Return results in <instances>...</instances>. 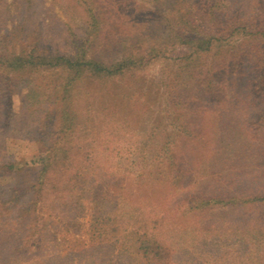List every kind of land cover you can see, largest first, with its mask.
Segmentation results:
<instances>
[{"label": "rangeland", "instance_id": "374dc122", "mask_svg": "<svg viewBox=\"0 0 264 264\" xmlns=\"http://www.w3.org/2000/svg\"><path fill=\"white\" fill-rule=\"evenodd\" d=\"M5 1L11 4L13 0ZM30 1L28 4L25 0H19L20 11L18 7H14L10 11L11 17L5 18L9 20L8 25L25 23L28 28L40 26L46 44L51 50L71 55L72 49L66 40V27L79 33L85 20L79 4L73 0ZM201 1L129 0L125 13L129 25H135V31H142L140 34L142 37H147L148 41L159 45L165 43L171 36L168 24L171 17L167 11L175 12V9L171 10L172 6L178 9L181 4L187 2L191 6L202 8ZM254 1L264 3V0H216V13L224 15L225 21L235 14L247 16L250 3ZM24 10L25 18L21 13ZM124 29L122 25L117 30ZM222 37V41L225 42L214 44L206 61H211L212 55L223 48L221 46L236 47L243 38L239 34L230 37L225 32ZM119 40L103 44L98 52L100 60L111 63L122 58V43H125V40L122 38ZM178 42L179 40H173L170 46L166 47L162 60L145 67L146 72H142L146 80L143 90L136 89L140 83L134 86L137 91L131 92L133 87L130 89V95H133L135 100L139 99L140 104L134 115L136 121L131 122V118H126L128 111H120L119 108L115 124L107 126L101 123L104 115L103 106L97 107L96 99L91 98L93 103H85L83 97L76 99L74 104L76 123L84 124L79 127L80 133L77 138L96 141L97 151H94L95 156L84 153L73 158L75 164L78 162L82 164L70 172L71 176L77 175L80 178H83L81 175L87 178V175L92 173L94 176L88 178L89 182L86 179L82 192L81 189H73L82 184L79 178L72 185H68L70 197L66 198V203L62 199H57L66 192L65 186H56L60 193L50 196L52 199L46 200L50 206L41 209L40 214L44 223L41 224L42 231L25 242L24 252L10 259V264H159L152 262L150 256L141 258L142 256H136L129 250L130 241L133 239L130 233H136L140 225L135 223V219L128 222L129 219L126 217L131 216H125L123 220L126 233L117 235L110 233L112 226L108 221L113 216L106 215L110 206L108 203L115 204V200L119 198L125 211L131 206L134 209L138 208L139 212L148 213L145 216L140 215L137 221L147 220V215L158 217L161 214L160 220L163 219L167 225L161 227L155 234L147 230L150 241L160 239L170 249L172 258L170 261L160 262L161 264H264L263 205L232 207L219 204L190 211L189 204L198 197H219L229 200L233 197L248 199L247 197L264 196V175H259L261 170L258 166L264 158L262 129L264 92L255 98L250 87L242 86L241 83L234 85L227 77V81L222 82L219 88L221 102L216 103L213 97L219 90L211 93V96L201 94L200 90H194V82L188 81L189 104L184 105L182 110V107H179L175 113L170 103L169 86L175 78L180 77L175 62L182 51ZM227 66L228 63H220L217 66L221 68L218 73L224 72L223 68L226 69ZM248 68L242 67L245 75L252 77L257 74L252 65ZM181 75L182 79L192 77L191 74L189 76V72ZM219 76L217 74V77ZM7 77L12 76L0 70L2 90L9 86V83L4 81ZM13 79L14 84L11 86L9 96L11 105H7L6 109L0 106L3 116L5 112L6 115L8 112L13 115L10 122L0 115V162L18 165L15 166L13 174L22 176L21 172L27 173L31 181L36 178L39 158L44 155L43 139L53 137H48L49 128L40 124L44 100L43 95L34 88L35 81L20 76ZM192 83L193 86H190ZM146 87L151 88V91H147ZM115 90L121 92L120 88L113 91ZM144 94L148 95L147 98L143 96ZM109 102L112 100L107 99V103ZM87 105H94L91 107L92 111ZM178 116L179 123L184 124L187 127L186 131L191 133L187 134L188 139H184L191 148L182 151L183 156L187 158L185 163L191 166L187 165L188 173L187 176L184 174L182 181L169 182L173 174L171 175V172L168 174L161 163L163 158L167 157L162 149L173 131L171 118ZM246 132L247 139L238 137V134ZM261 132V139H258ZM248 156L252 157V161L245 160ZM240 159L247 165L243 171L238 168ZM26 164L33 169L20 171V166L22 168ZM158 167L163 178L157 175ZM18 172L20 173L17 174ZM211 174L213 177H208ZM248 174L251 178H248ZM11 182L9 177L0 179V199L8 195L5 191L8 189L5 187ZM154 185H163L166 193L164 197L166 203L159 211L146 199V195L148 199L151 197L149 189ZM144 191H147V194ZM93 193L96 199L89 198ZM46 198L49 199V196ZM96 200L98 203L95 204ZM106 200L108 203L103 204ZM52 201L54 204H51ZM171 212L177 213L174 220H171ZM101 214L103 219L108 220L107 222H98V216ZM30 218H34V215H30ZM143 224L147 223L144 221ZM143 232L138 231L141 237L144 235ZM21 234L19 211L8 213L0 209V235L3 236L0 243H5L3 245L5 249L0 251V264H5L3 260L7 256L6 251L14 247ZM156 235H160L159 238Z\"/></svg>", "mask_w": 264, "mask_h": 264}, {"label": "trees", "instance_id": "16d2710c", "mask_svg": "<svg viewBox=\"0 0 264 264\" xmlns=\"http://www.w3.org/2000/svg\"><path fill=\"white\" fill-rule=\"evenodd\" d=\"M30 2V0H25V3L29 4ZM73 2L79 4L78 7L82 11L85 20L79 33L66 27V40L67 44L69 42L72 53L71 55H65L57 50L53 51L47 46L40 26L28 28L25 23L10 24L9 26V20L5 18L11 17L10 11L14 7H18L17 9L20 11L19 0H13L11 4L5 0H0V70L12 76L4 79L9 83V86L6 87L7 90L0 89V106L6 109L7 105H11L9 96L15 76L35 81L34 88L43 95L44 100L40 124L45 128H49L48 137H53V139H43L44 155L39 158L37 175L34 180L30 181L27 173L24 172H21L22 176H15L13 170L18 165L8 164L5 161L0 162V179L9 177L12 180L10 185L8 184L5 187V189H8L5 190L8 195L0 199V209H4L8 213L19 211L20 226L22 228V234L16 240L14 247L6 251L7 256L3 260L5 264H10V259L20 256L25 250V242L42 231L41 227L44 223L40 214L41 209L50 206L46 202V200L52 199L50 196L60 193V189L56 186H65L66 192L57 199H62L66 203V198L70 197L68 185H72L79 178L82 184L73 189H81L80 192H82L85 188L86 179L88 180V178L94 176L92 173L87 175V178H85V175H81L83 178H80L77 175L71 176L70 172L82 164L81 162L75 164L73 158L84 153L95 156L94 151H97L96 141L77 138L80 133L79 127L84 126V124L78 125L76 123L77 115L76 110H74L76 99L83 97L85 103H93L91 98L96 99L97 107L98 105L103 106L102 113L104 115L101 123L107 126L112 123L115 124L116 112L119 108L120 111H128L126 118H131V122L136 121L134 115L137 113L140 104L139 99L135 100L133 95H130V89L133 87L131 92H135L136 89L143 90L142 87L145 86L146 80L142 72L150 63L158 62L165 57L164 50L170 46L173 40H179V46L183 51L179 53L177 61L175 60L180 77L177 74L178 77L169 86L171 92L170 103L175 113L180 109L179 107H182V110L184 105L189 104L188 81L194 82V90H200L201 94L210 96L211 93L219 90L221 83L227 81V77L234 82V85L241 83L242 86L250 87L255 98H258L260 93L264 92V3L260 1L250 3L247 16L235 14L226 21L224 15L216 13V0H202L200 3L202 8H196V5L191 6L188 2L181 4L178 9L172 6L171 10L175 9V12L171 11L169 13L167 11L171 17L169 22L167 21L171 36L165 40V43L159 45L150 40L148 41L147 37H142L140 35L142 31L134 30L135 25H129L127 13H125L129 0H82L81 2L73 0ZM21 13L25 18V10ZM122 25L125 27L124 31H118L117 29ZM224 32L228 33L230 37H234L235 34L242 35V41L240 40L236 47H228L227 45L224 48V46H221L223 48L218 49L212 55V60L206 61L214 48V44L225 42L222 41ZM119 38L125 40V43H122V58L111 63L100 60L98 52L102 49L103 44L105 42L114 43ZM225 40L227 41V38ZM218 61H221L222 64L223 62L228 63V69H224V67V72L222 71L221 74L218 73L221 70L217 67L220 64ZM250 65L257 72L252 77L245 75V70L242 69V67L246 66L248 68ZM216 67L218 68L217 71L215 70ZM188 72L189 76L191 74L192 77L182 79L181 74L186 75ZM217 74L220 76L217 77ZM118 84L123 86L119 87ZM136 85L139 86L135 89L134 86ZM190 86H193V83ZM115 88H120L121 92L113 91ZM146 88L147 91H151V88ZM220 94V90L219 92L216 91L213 97L214 102H221L219 100ZM143 96L147 98L148 95L144 94ZM112 97L114 98L112 99ZM107 99L112 100V102H109L112 103L111 106L107 103ZM93 106L87 105V108L92 111L91 107ZM1 111L2 109H0V115L4 120L7 122L12 121V113L8 112L6 115L5 112L3 116ZM86 114L89 115V112L86 111ZM179 118L180 116L171 118L173 131L168 136L169 141L162 149L167 157H164L161 163L168 174L170 172L171 175L173 174L172 176L169 175L171 176L169 182L182 181L184 174L187 176L188 166H191L189 163H185L187 158L182 154V151H185L186 148H191L190 144L187 145L184 140L188 139L187 134L191 133L186 131L187 127L184 124L179 123ZM262 120H264V117ZM253 130L255 131V129ZM247 134V132L241 133L238 134V137L247 139ZM195 136L197 137V135ZM258 136L259 138H257L261 139L262 132ZM97 148H99L98 145ZM245 160L252 161V157L248 156ZM241 161L242 159L239 160V162ZM258 166L261 170L259 175L263 176L264 158ZM245 167L247 165L244 161L238 164V168L242 169L241 171L246 169ZM26 169L31 170L33 167L26 164L22 168L20 166L19 170ZM162 171L165 170L162 169ZM160 172L158 167L157 175L159 178H163ZM68 175L69 177H67ZM210 176L213 177L212 174L208 175V177ZM109 178L113 179V177ZM248 178H251L249 174ZM91 187L92 185L90 186L92 190ZM149 190L151 197L148 199L146 195L148 203L153 207L156 206L157 211L161 210L163 204L166 203L164 199L166 193L163 185H154ZM144 193L147 194V191H144ZM46 196H49V199ZM94 197L93 193L89 198L96 199ZM247 198L237 199L233 197L227 200L219 197H198L189 202L190 211H198L202 207L219 204L232 207L237 205L254 206L256 204L264 206V196ZM94 203H98V200ZM107 203L106 200L103 204ZM110 203H108L110 206L106 215L113 217L108 221L102 218L103 213L98 216V222H110L112 226L109 230L110 233L117 235L126 233L123 220L125 216H131L126 217L129 219L128 222L135 219V223L140 225L137 227L136 233H130L133 239L130 241L129 250L134 252L133 254L136 256H142L141 258L150 256L152 262L159 264L162 261H170L172 258L170 249L160 239L150 241L149 235H147L148 231L155 234L160 231L161 227L167 225H165L163 219L160 220L161 214L158 217L147 215V220L137 221L140 215L145 216L148 213L139 212L138 208L134 209L131 206L125 211L120 198L115 200V204ZM51 204H54V202L52 201ZM133 204L135 205L134 202ZM30 215H34V218H30ZM162 215H165V213H162ZM176 215L177 213L171 212V220H174ZM144 221L147 224L144 225ZM108 223L106 224L107 227H109ZM119 230L122 232H119ZM138 231H144V235L141 237ZM156 236L159 238L160 235ZM2 237L0 235V241L3 240ZM3 245H5L4 242L3 244L0 243V251L5 249ZM126 252L129 251L126 250Z\"/></svg>", "mask_w": 264, "mask_h": 264}, {"label": "clouds", "instance_id": "9594fccd", "mask_svg": "<svg viewBox=\"0 0 264 264\" xmlns=\"http://www.w3.org/2000/svg\"><path fill=\"white\" fill-rule=\"evenodd\" d=\"M154 75L156 74V73H153Z\"/></svg>", "mask_w": 264, "mask_h": 264}]
</instances>
